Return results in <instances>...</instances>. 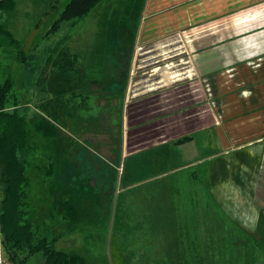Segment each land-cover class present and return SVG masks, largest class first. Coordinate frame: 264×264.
<instances>
[{"label":"rangeland","instance_id":"1","mask_svg":"<svg viewBox=\"0 0 264 264\" xmlns=\"http://www.w3.org/2000/svg\"><path fill=\"white\" fill-rule=\"evenodd\" d=\"M44 1L17 0L15 11L6 10L14 13L8 17L14 35H28ZM66 1L56 0L53 19ZM143 3L101 0L81 23L71 27V20H61L54 31L35 37L40 42L36 48H18L8 36L0 50V79H12L14 93L29 103V220L39 234L56 236L57 248L80 252L90 264H150L144 237L149 229L140 234V208L170 210L174 217L165 213L153 225H165L161 238L171 235L175 240L184 233L187 240L196 239L194 232L186 235L187 229L203 225L211 245L207 264H264L263 159L261 167L258 161L254 165L246 157L247 148L214 153L206 131L178 145L180 130L174 125L168 126L167 141L153 145L158 138L155 123L137 132L140 143L125 152L122 137H134L132 119L138 116L144 123L157 106H135L132 98L125 103L107 91L95 96V85L106 83V77L118 78L116 85L121 84L123 77L116 71L123 69L122 63L117 66L124 59L121 47L134 39ZM67 56L85 65L72 67L66 79L62 63ZM80 68L84 75L78 74ZM104 104L110 108L99 112ZM108 141L110 146L105 145ZM105 147L114 153L109 156ZM2 188L0 176V197ZM1 238L0 233V264H12ZM184 246L177 251L173 245V264H179L183 254H193ZM171 248L172 244L166 250ZM22 264L42 263L34 254Z\"/></svg>","mask_w":264,"mask_h":264},{"label":"crops","instance_id":"2","mask_svg":"<svg viewBox=\"0 0 264 264\" xmlns=\"http://www.w3.org/2000/svg\"><path fill=\"white\" fill-rule=\"evenodd\" d=\"M55 2L45 0L43 6L40 4L39 16L34 17L32 30L24 38L13 34L8 22L11 14L6 12L15 11L17 0L10 9L0 8V25L9 30L18 48H36L40 42L34 38H42L47 31L55 16ZM142 8L134 39L121 47L124 59L117 62V66L126 65L125 77L122 68L116 70L117 74L121 72V81L127 80L126 89L117 88L121 84L116 85L119 79L114 77H106V83L94 87L95 96L100 91L118 96L121 90L135 106L146 105L150 110L152 105L157 106L149 111L143 126L132 132L133 138L123 137V150L139 144L135 134L147 131L154 123L158 138L153 145L161 144L168 140V126L171 129L174 125L180 130L175 139L178 145L206 131V141H212L214 153L247 148L246 157L254 165L258 161L257 167H261L264 0H144ZM47 17L51 19L45 20ZM42 20L47 21L44 28L40 27ZM6 40L8 34L0 33V50ZM62 64L66 79L72 67L85 65L82 59L71 60L69 56ZM82 69L79 75H84ZM138 119H132L134 126L140 123ZM258 154H262L260 159Z\"/></svg>","mask_w":264,"mask_h":264},{"label":"trees","instance_id":"3","mask_svg":"<svg viewBox=\"0 0 264 264\" xmlns=\"http://www.w3.org/2000/svg\"><path fill=\"white\" fill-rule=\"evenodd\" d=\"M99 1L101 0H67L59 10L58 15L50 23L46 34L57 29L61 20H71V27H73ZM12 7L13 0H0V8L10 9ZM0 33H7L11 40L15 41L9 30L3 29L1 25ZM19 50L18 53H22L21 49ZM19 57H21V61H25L24 56ZM28 110L29 103L23 102L14 93L13 80L9 77L0 79V176L3 184L0 197V233L3 247L12 264H22L34 254H38L42 264H90L80 252H68L57 248L55 246L56 236L48 238L46 235L39 234L29 220L28 188L31 177L28 172L30 163L28 154L31 143L27 119ZM140 211L142 221L140 234L145 229H149V235L144 234V237H148V248L151 254L150 264H173V258L170 255L176 253V250L181 251L180 248H182L183 243H186L188 248L191 247L189 251L193 254H183L181 259H177L179 264H207L206 259L209 250L211 251V245L205 226L202 225L198 228L192 226L187 229L186 235L192 236L194 232L196 239L187 240L184 233L174 236L173 239L175 240H172L171 235L161 238L159 233L165 225L160 227L153 225L158 220L157 218L161 219L165 213H170L174 217L173 211L164 212L163 209L154 208L149 210L140 208ZM146 218L151 219L152 222ZM196 229L198 230L197 234L195 233ZM142 236H140L141 240ZM171 244V250H166ZM174 244L177 249L172 253ZM193 249L194 251H192ZM20 253L24 254L23 258L19 256Z\"/></svg>","mask_w":264,"mask_h":264},{"label":"flooded vegetation","instance_id":"4","mask_svg":"<svg viewBox=\"0 0 264 264\" xmlns=\"http://www.w3.org/2000/svg\"><path fill=\"white\" fill-rule=\"evenodd\" d=\"M122 71H123L122 74H123V76H124V74L126 73V65L124 66V68L122 69ZM124 77H125V76H124ZM120 83H121V86H117V88L119 87L121 90H123L122 88H123V86H124V89H126L125 86H126V84H127V80L125 79V80L121 81ZM121 90H120V94H119L117 97H121V100L124 98L123 102L126 103L128 97L126 96V94L124 93V91H121ZM122 94H123V95H122ZM99 100H100V98H99ZM99 100H98V103H99ZM101 104H102V102L100 103V105H101ZM105 105H106V104H104V106H99V107H98V111H99V112H102V111L106 110L107 108H110V106H105ZM139 122H140V121H139ZM142 126H143V122H140V123L138 124V126H133L134 129L132 130V132L134 133V131L136 130V127L140 129V127H142ZM113 140H114V139H113ZM122 141H123V137H122ZM122 143H123V142H122ZM101 145H102V144H101ZM105 145L110 146V142L108 141V143H105ZM111 145H112V146H115V145H117V143H115V144H114V143H111ZM102 146H103V145H102ZM106 149H108V151L110 152V154L108 153L109 156L112 155V153H114L113 149H112V148H109V147H105V148H103V151L106 152V151H105ZM109 149H110L111 151H110ZM122 150H123V148H122ZM108 154H107V155H108Z\"/></svg>","mask_w":264,"mask_h":264}]
</instances>
